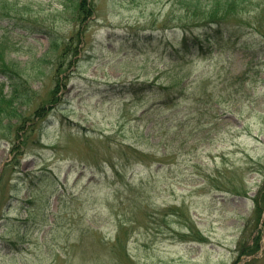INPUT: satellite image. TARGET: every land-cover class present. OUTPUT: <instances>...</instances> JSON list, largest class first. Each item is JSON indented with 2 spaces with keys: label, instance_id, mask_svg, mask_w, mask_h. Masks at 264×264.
<instances>
[{
  "label": "rangeland",
  "instance_id": "obj_1",
  "mask_svg": "<svg viewBox=\"0 0 264 264\" xmlns=\"http://www.w3.org/2000/svg\"><path fill=\"white\" fill-rule=\"evenodd\" d=\"M170 9L0 0L22 120L50 108L16 152L0 139V264H264V238L237 262L264 207V36L176 60Z\"/></svg>",
  "mask_w": 264,
  "mask_h": 264
},
{
  "label": "trees",
  "instance_id": "obj_2",
  "mask_svg": "<svg viewBox=\"0 0 264 264\" xmlns=\"http://www.w3.org/2000/svg\"><path fill=\"white\" fill-rule=\"evenodd\" d=\"M171 1L174 7L177 6V11H180L175 13L176 11L174 12L172 8L167 15L173 16L180 27L186 28L194 20L199 19L203 21L202 30L193 33V37L191 38H187V36L182 38V44L187 51H191L194 46L201 44L204 40L209 41L211 38H214V35L219 40H229V36L233 37L234 35H238L236 38H239L241 31L245 27L253 28L264 36V0ZM229 23L231 24L230 29ZM71 38L72 42L59 50L58 53L61 57L67 56L70 52L74 56L77 55L78 49L76 44L73 45V39H78L79 33L74 34ZM50 49H52V46ZM57 51L58 48L56 47L52 50V53H56ZM21 72H23V69ZM0 74L5 77L8 82L7 86L10 89V91L3 93L6 85L3 82L0 84V139L9 142L12 152H16L18 149L16 142H19L23 138L25 139L34 130L35 126L38 128V120L44 118L50 108L45 109L44 107H40L36 110L33 113V115L37 116L35 122L28 119L26 122H23L22 119L24 117L22 118L20 115L19 109L25 103V101H22L24 94L18 91V88L25 85L23 79L18 74H14L12 67L8 63H5V61L3 63L0 62ZM58 85H55V90L58 89ZM58 101V97H53L50 103L56 104ZM27 121H29L28 124ZM256 248L257 244L256 247L249 251L252 252ZM245 250V246H241L238 249L241 254L240 256L244 255Z\"/></svg>",
  "mask_w": 264,
  "mask_h": 264
}]
</instances>
